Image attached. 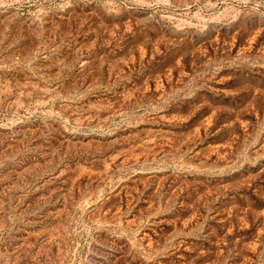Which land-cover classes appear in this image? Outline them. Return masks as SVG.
I'll return each instance as SVG.
<instances>
[{
    "label": "rangeland",
    "instance_id": "374dc122",
    "mask_svg": "<svg viewBox=\"0 0 264 264\" xmlns=\"http://www.w3.org/2000/svg\"><path fill=\"white\" fill-rule=\"evenodd\" d=\"M0 264H264V0H0Z\"/></svg>",
    "mask_w": 264,
    "mask_h": 264
}]
</instances>
